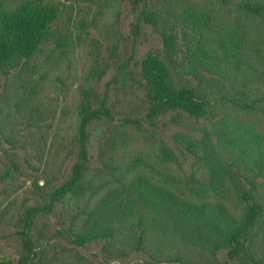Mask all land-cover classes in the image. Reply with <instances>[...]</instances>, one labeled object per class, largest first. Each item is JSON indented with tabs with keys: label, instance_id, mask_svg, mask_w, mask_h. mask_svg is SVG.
<instances>
[{
	"label": "trees",
	"instance_id": "16d2710c",
	"mask_svg": "<svg viewBox=\"0 0 264 264\" xmlns=\"http://www.w3.org/2000/svg\"><path fill=\"white\" fill-rule=\"evenodd\" d=\"M119 1L134 17L132 49L122 60L123 40L115 34L103 42L106 57L97 51L78 90L69 177L47 188L44 175V186L24 190L7 221L21 254L0 264H94L76 250L97 241L103 242L98 264L132 253L147 256L142 264H264V0H177L167 16L188 36L182 44L155 0ZM93 6L100 7L98 0H0V80L10 79L0 94V141L39 163L56 108L43 98L30 65L53 41L55 59L66 57V32L75 27L80 40L96 28L87 17ZM145 25L160 35L162 51L137 62L135 43ZM112 64L115 73L101 90ZM132 87L144 98L136 100ZM166 115L189 129L172 136L173 147L158 133ZM105 121L142 131L145 148L103 161L110 179L98 183L89 175V129ZM177 152L191 158L189 172ZM4 162L0 183L10 185L21 172L12 159ZM13 207L0 204V223ZM54 213L52 227L47 217Z\"/></svg>",
	"mask_w": 264,
	"mask_h": 264
},
{
	"label": "rangeland",
	"instance_id": "374dc122",
	"mask_svg": "<svg viewBox=\"0 0 264 264\" xmlns=\"http://www.w3.org/2000/svg\"><path fill=\"white\" fill-rule=\"evenodd\" d=\"M177 0H155L153 4L157 5L159 11L164 12L163 16L170 22L176 25V32L179 37L180 44L188 39L180 28L179 21L170 14L175 7ZM98 8H94L88 13V20L95 19V26L90 27L86 31L88 36L83 31L82 38L77 39V32L75 27L71 31L66 32V36H70L71 45L66 47V57L55 59L59 52L52 49L56 48V42L53 41L49 44L48 48L35 59L30 65V70L35 79H39L41 82L40 88L43 92V98L53 104L56 108V117L53 123L52 129L49 131L48 136V153L46 151L44 160L38 162L30 154H27L21 149H13L4 140L0 141V172L5 171V160L7 158L15 161L20 169L21 175L15 174L14 181L7 184L6 182L0 183V204L6 205L11 202L14 206L9 215L3 219L0 223V260H14L16 261L21 254V241L17 235H15V228L7 224V221L14 216L17 210L20 208L24 190L33 189L32 184L34 182L41 186L45 185L43 179L44 175H47L51 184L47 188H54L61 185L67 180L71 172L73 163L75 162L74 155H67L70 148H73V133L75 130L77 107L79 103V87L82 83L84 73L89 69L92 60L94 59L97 51L101 52L102 57L107 56L104 40L108 41V36L118 34L121 38L122 44L120 46V52L122 54V60L125 56L129 55L132 49V42L130 40V28L131 22L134 17L131 14L129 7L126 3H121L119 0H98ZM99 10L98 14L97 11ZM117 24H115L116 15ZM75 26V25H74ZM114 39V37H111ZM86 39V41H82ZM162 40L160 35L149 25L143 27V35L140 41L135 43V60L140 62L148 53H161ZM51 52L54 55L50 58ZM92 54L93 58L90 56ZM71 65L68 68V60ZM182 67V64L180 65ZM136 72V76L139 78L140 67L133 68ZM115 73V65L112 64L107 71L106 76L103 77L100 88L103 90L105 83ZM60 79L64 82L61 83ZM10 81V79L2 78L0 80V94L3 91L4 84ZM131 93L135 99H143L144 91L141 88H131ZM169 115L164 116L161 119V126L159 128V134L163 136V139L171 147L174 146L172 136L179 131H189L188 128L175 126L168 122ZM164 124V125H163ZM189 133L200 135L197 132L190 131ZM37 134V132L35 133ZM145 134L142 131L133 129L130 126H124L119 122H99L93 124L89 129V175L96 176L98 183L106 182L110 179L105 172L109 171L103 167V161H107L110 157L122 156L124 154L126 159L128 157V151L125 148H145L143 145ZM37 139V137L35 136ZM33 136V140L35 139ZM112 138L115 139L114 146H112ZM116 148V151H112ZM180 157V153L177 152ZM186 160L183 161V168L186 172H189V166L191 164V158L186 156ZM125 159V160H126ZM108 162V161H107ZM118 162V161H117ZM150 165L157 166L153 160L148 161ZM4 163V164H3ZM173 170L178 174V169L173 166ZM7 192L6 194H3ZM10 197H6V196ZM33 204V201L30 202ZM58 213H54L47 217V221L52 227L56 226ZM63 245L70 247L66 243ZM102 241L92 242L87 244L85 248H77L76 252L85 257L86 260L98 264L103 260L101 247ZM221 261H224L225 251L218 254ZM149 259L143 253H132L126 259H118L111 261L107 264H142L146 263Z\"/></svg>",
	"mask_w": 264,
	"mask_h": 264
}]
</instances>
